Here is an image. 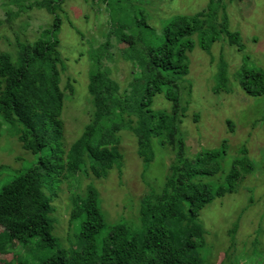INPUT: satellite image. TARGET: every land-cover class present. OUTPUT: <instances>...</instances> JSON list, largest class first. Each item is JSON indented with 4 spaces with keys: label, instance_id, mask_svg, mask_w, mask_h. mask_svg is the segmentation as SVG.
<instances>
[{
    "label": "trees",
    "instance_id": "obj_1",
    "mask_svg": "<svg viewBox=\"0 0 264 264\" xmlns=\"http://www.w3.org/2000/svg\"><path fill=\"white\" fill-rule=\"evenodd\" d=\"M63 2L38 1L53 14V23L33 43H20L16 59L10 52L0 51V121L14 124V136L22 147L38 154L28 169L0 188V225L6 226L0 228V253L4 255L0 256V264H207L201 254L207 242L201 211L215 198L236 190L238 180L254 166L250 158L241 155L226 179L214 186L208 178L223 170L222 151H201L190 160L179 135L186 110L180 114L178 80L188 74L187 54L195 45L191 37L201 31L202 43L208 42L203 48L218 38L205 31L206 9L191 16H173L164 27L161 43L137 52L121 27V43L130 40L125 56L132 64V79L122 89L111 75L110 66L95 68L88 83L90 120L66 148L62 114L66 91L74 95V79L69 77L65 88L61 87V75L67 66L56 31L61 26L58 10ZM221 29L229 34L230 43L239 42L225 24ZM29 75L35 79L29 81ZM240 84L248 94L263 95L264 71L244 64ZM158 93L172 101L171 112L152 109ZM124 126L136 134L138 154L146 165L154 159L156 136L172 147L175 157L164 186L142 197L140 226L128 220L108 223L95 185H87L84 192L71 191L69 223L83 216L77 237L80 245L58 247L52 217L57 191L49 188L63 180L71 188L73 180L80 184L88 174L107 177L114 167L122 173L124 156L119 132ZM36 238L39 250L57 247L56 252L48 256L38 252L19 259L11 255Z\"/></svg>",
    "mask_w": 264,
    "mask_h": 264
},
{
    "label": "rangeland",
    "instance_id": "obj_2",
    "mask_svg": "<svg viewBox=\"0 0 264 264\" xmlns=\"http://www.w3.org/2000/svg\"><path fill=\"white\" fill-rule=\"evenodd\" d=\"M38 1L0 0V51H8L16 59L20 43H33L53 23V14ZM204 9L205 31L208 36L217 34L218 38L210 47L203 48L208 42L202 43L201 31L191 37L195 45L187 54L188 74L178 80L180 114L186 110L179 124V135L184 139L190 160L201 151H222L223 170L208 178L214 186L226 179L241 155L250 158L254 170L238 180L236 190L215 198L201 211L200 222L207 231L201 254L207 264H264V94H248L240 84L244 64L264 71V0H64L58 10L61 26L56 31L67 66L61 75V87L65 88L69 77L74 79V95L66 91L62 114L65 147L82 134L90 120L88 83L95 68L110 66L107 68L122 89L132 79V64L125 56L130 40L121 43V27L133 40L137 52L159 45L164 27L173 16H191ZM224 24L239 42L230 43L229 34L221 29ZM34 79L35 76L29 75V81ZM172 105L164 93H158L152 109L171 112ZM14 130V124L0 121V188L28 169L38 157L22 147ZM119 135L124 156L122 173L114 167L107 177L88 174L80 184L73 180L71 188L64 180L49 188L57 191L52 201L55 208L52 217L58 247L80 245L77 237L83 216L72 220L70 225L71 191L84 192L87 185H95L108 223L128 220L133 226L135 223L140 226L142 197L154 189L159 192L164 186L175 157L172 147L156 136L152 146L154 159L146 165L138 154L136 134L124 126ZM36 240L11 255L19 259L38 252L42 256L56 252L57 247L39 250Z\"/></svg>",
    "mask_w": 264,
    "mask_h": 264
}]
</instances>
